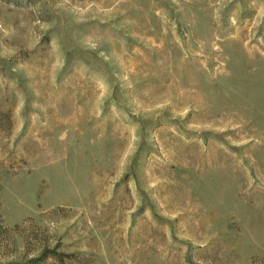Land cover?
Wrapping results in <instances>:
<instances>
[{
    "label": "rangeland",
    "instance_id": "374dc122",
    "mask_svg": "<svg viewBox=\"0 0 264 264\" xmlns=\"http://www.w3.org/2000/svg\"><path fill=\"white\" fill-rule=\"evenodd\" d=\"M0 264H264V0H0Z\"/></svg>",
    "mask_w": 264,
    "mask_h": 264
}]
</instances>
